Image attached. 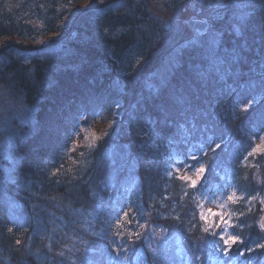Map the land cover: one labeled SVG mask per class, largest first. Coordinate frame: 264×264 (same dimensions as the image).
I'll list each match as a JSON object with an SVG mask.
<instances>
[{"label": "trees", "instance_id": "obj_1", "mask_svg": "<svg viewBox=\"0 0 264 264\" xmlns=\"http://www.w3.org/2000/svg\"><path fill=\"white\" fill-rule=\"evenodd\" d=\"M73 1L78 0H0V85L23 97L39 124L37 132L18 140V165L7 164L8 174L0 171V180L12 176L3 192L10 193L20 209L34 212L33 219L16 217L0 194V264H59L63 248L58 239L68 247L73 244L70 233L83 236L84 243L77 253L70 252L67 264H175L174 255L184 247L190 258L209 264L207 252L192 247L194 238L204 233L193 227L195 212L188 206L178 207L184 240L164 244L173 256L161 257L157 251L152 255L151 236L146 235L144 245L140 242L148 230L165 235L171 223L167 213L174 205L159 162L153 168L149 161L159 157L162 145L181 136L184 152H197L201 144L194 139L207 136L220 147L201 157L209 174L199 191L231 183L264 195V185L253 179L256 167L241 163L251 150L252 136L264 128V1L252 2L240 36L224 33L218 53L185 49L166 80L151 74L138 79L140 72L155 68L153 53L160 38L159 23L145 0H96L94 6L77 10ZM48 34L52 43L25 50L13 44L16 37L29 40ZM230 90L237 93L231 95ZM257 93L262 97L258 105L240 109L249 94ZM55 116L57 123L64 122L63 129L46 130ZM80 116L82 124L91 116L108 119L107 135L91 151L85 174L78 161L68 164L66 158V136L77 128ZM227 154L234 157L230 164L222 160ZM258 162L264 173V159ZM115 167L117 171H107ZM127 168L138 176L118 183L119 173ZM185 200L192 201L189 195ZM45 204L50 206L47 211L41 207ZM240 222L244 228L238 232L239 251L234 246L227 262L264 264V248L257 247L264 244L262 232L246 216ZM45 228L55 236L44 233ZM109 248L122 251V256L112 262Z\"/></svg>", "mask_w": 264, "mask_h": 264}, {"label": "rangeland", "instance_id": "obj_2", "mask_svg": "<svg viewBox=\"0 0 264 264\" xmlns=\"http://www.w3.org/2000/svg\"><path fill=\"white\" fill-rule=\"evenodd\" d=\"M171 1L172 0H145L148 12H150L151 16L154 17L159 23L160 35L158 37L160 38L158 39L154 47V50L156 51H154L153 54L157 57L156 65L154 66L155 68L153 70H148L149 72H140L138 75V79H146L144 75L147 74V76H149L151 74L152 78H156V80L157 78L166 80L167 77L173 74L175 66L180 64L182 53L185 49L188 48L197 50L198 52H201L204 55H206L207 53H218L220 50L217 51L215 49H212L206 43V41L209 39L207 33H205L204 36L198 38L200 43H197L195 45H189L187 43V41H189L196 35V31H193L189 28L187 20L192 18L193 16H196L199 19H206L210 24L209 27H211L214 31L222 33L220 37L221 41L222 37H224L225 35V32L229 33L230 35L233 34L234 36H240L242 32V26L248 20V17L251 13V9L253 8L252 2H254L255 0H238L239 4L247 5V7L230 6L225 9H210L208 7L209 0H177L179 1V4L176 1V5L174 4L169 7V5L173 4L171 3ZM95 2L96 0L73 1L72 9L77 10L81 8H90L94 6ZM191 5L194 6L193 9H190ZM199 7L202 9L201 12H198L197 10ZM236 29H239V31H237ZM51 35L52 34L39 36L33 35L34 37L32 36L29 40H20L18 37H16L17 40H14L13 44L19 49L25 50L35 45H39L38 43H52L53 41L50 39ZM141 84L144 83L141 81ZM147 88L151 87L147 86ZM246 91L255 93V90ZM229 93L233 95L237 93V91L232 92L230 90ZM261 98L262 97L260 93L252 95L249 94L248 100L240 104V109L244 111L252 109L254 106L258 105ZM250 101L251 103H249ZM56 116L50 118L47 121L45 127L46 130L55 132V129H63L64 122L62 121L61 123H57L58 117ZM74 116L75 114L69 116V127H71L72 125L71 122L74 120ZM60 117L61 116H59V118ZM81 121H85V119L83 120L82 116L78 118L77 128H73L72 131H70V133L66 136L67 138H69V146L67 148L68 154L66 155V158L68 159V164L74 165L77 164L78 161V165L81 164L82 167L81 172L85 174L87 171V167L90 163L89 158L92 155L91 151H93L98 146V143L101 141V136L107 135L106 123L108 119L106 117L101 116H91V118H89L86 123L82 124L83 122ZM37 126H39V124L34 114V111H31L29 106L26 105L23 100V97H16L14 94H11L10 91L4 85H0L1 172L8 174L9 169L11 170V167L7 166V164L9 163H13L15 166L16 164L18 165V157H16L15 152L16 144L19 139L25 138L37 132ZM262 127L256 130L258 135L252 136L253 144L251 150L247 152V154L241 160V163L244 166H255L256 169L253 170V179L258 181L259 184L262 183L264 185V173L261 171L260 164L258 162L259 160L264 159V128ZM67 129L69 128L64 129V132H66ZM168 132L170 131L168 130ZM205 137L206 138H195L193 141L194 144L195 142L199 145L207 143L206 139H208L209 137ZM176 141L178 142H174L173 140H171L170 142L165 143V145H162L159 157L156 158L157 161L155 159H150L149 161V165L153 168L158 167L160 164L159 173H161L162 175L164 174L170 185V191L174 193L173 197L171 198L172 204L174 205H172V208L167 213V218L171 221V223H169V230H167L165 235H160L159 233L153 234L151 230H148V232L145 233V236H143L144 240L142 239L140 242L144 245L146 235L151 236V249L153 250L152 255L157 251L158 254L162 253L161 257L170 258L171 256H173L172 253L169 252L167 247H164V244L170 243L176 238L184 240L181 239V237H183L181 236L182 228L179 227L180 224L178 223L182 219L181 214L183 212L179 213L178 207L181 206L180 208L183 209H185L184 207H189L193 212H195L193 216V227L198 226L200 231L204 233V237L202 235L200 237L194 238V242L192 243L193 246L191 245L193 249L195 251H201L203 253L207 252L208 257H211L212 259L209 264H230V261L227 262L229 254L225 255V250L227 249L229 253V251H231L234 246L236 247V244L240 241L238 232L242 231L244 228L243 226H239V223H241V217L246 216L248 223L253 224L262 232V238L264 239V230L261 228V219L264 216V195H252L246 191H243V189L239 188L238 185H232L231 183H227L226 185L220 188H210L207 190L204 189L202 191H199V189H201L202 187V181L204 177L209 174V169L204 163L206 172L204 173L203 177L198 180L197 185L193 187L191 185V180H197L198 178L194 170H189L187 167V164H191L193 163V161L187 159L186 153L184 152L187 151V149H183L181 146L183 143V137L181 136L180 139H177ZM211 141L212 142L210 147H208V144L205 145L207 154L210 149L211 151H215L217 148L216 145L220 144L218 142H213V140ZM85 144L86 146H83ZM173 144H177V147ZM71 151L75 155L74 158L71 156ZM189 151L196 153L193 150ZM106 152L110 153V151ZM197 155H201V157H203V155L200 153H197ZM212 155L213 154H211V156ZM233 158L230 154H227L223 156L222 160L225 163L230 164L231 162H233ZM186 159L187 163L182 168L181 163L184 162ZM157 162H159L158 166ZM257 167H259L260 170H257ZM111 169L112 171H117L116 167L108 168L107 171H111ZM131 169L132 168L123 169L119 173L120 180L118 183L122 181L126 183L128 179H133L138 176L137 174L133 175ZM7 174V179L0 180V194L3 196V201L10 208H14L15 213H13L17 215L16 217L23 219H27L29 217L28 219H33V210H25L23 208L20 209L19 204L11 198V194L8 192H3V190L7 187L4 182L9 181L12 177L8 176ZM180 177H185V179L182 180L180 179ZM175 186L176 188H174ZM187 187H190L191 194L190 191L185 190ZM185 195H189L192 201L187 202L185 200ZM166 197L170 198L171 196L167 195ZM41 207L43 211H47V209L50 208L49 204H45L44 207ZM209 209H211L212 213H217L218 215H211L208 211ZM202 216L204 217L203 219ZM221 218H223V220ZM89 221L92 220L89 219ZM87 224H90V222H88ZM83 228L88 229L85 227ZM205 228H208V232H205ZM222 229L224 239H220L219 235H217L216 237H212L210 235L213 232L220 233ZM46 230L47 229L45 228L44 233H47ZM47 234H49V236H55V233L53 231H48ZM122 235L124 234L120 233V236ZM67 236L69 237V242H72L73 244L70 246L68 245L67 247L66 241L63 238L58 239L59 244L62 246H60V248H63V251H61L63 255H60L58 257L59 264H67L66 260L70 252L75 253L76 251L77 253L78 249L84 243L82 239L83 236H76V233H74L73 235L70 233ZM162 236H164V239L168 240V242H164ZM230 236L237 237L236 244L231 243V240L229 239ZM207 239L212 240V242L209 244L210 241L208 242ZM213 240L219 241L218 245L214 244ZM224 240H229V243L227 245L224 244ZM210 245L212 246L208 250L207 248ZM137 249L138 248H136L135 250ZM236 250L237 247L235 251ZM187 251L189 252L190 250L185 249L184 247L183 252L174 255L175 264H202L194 258H190V253H188ZM87 252H91V250L86 251V253L84 254L85 257L89 256ZM107 252L109 255H111L112 262H115V259L117 260L120 255L122 256V251H117L114 248H109ZM146 254L147 256H152L148 252H146ZM198 256V259L200 260V257L202 256ZM158 257H160V255H158ZM161 257L160 259H163ZM72 258L76 259V257ZM150 260H153V256L150 257ZM89 264L93 263L89 262ZM259 264L262 263L259 262Z\"/></svg>", "mask_w": 264, "mask_h": 264}, {"label": "snow or ice", "instance_id": "obj_3", "mask_svg": "<svg viewBox=\"0 0 264 264\" xmlns=\"http://www.w3.org/2000/svg\"><path fill=\"white\" fill-rule=\"evenodd\" d=\"M230 6H236V7H247V5H241L239 4L238 0H209V4L208 7L210 9H225L228 8ZM201 24L207 25L208 21L207 20H203L200 22ZM237 31H239V29H236ZM205 33L208 34L209 39L206 41V43L210 46V48L215 49V50H219L221 47V35L222 33L214 31L211 27H206L203 29V31H201L200 29L196 30V35L195 37H193L192 39H190L189 41H187V43L189 45H195L197 43H200L199 41V37H202L205 35ZM251 103V101L249 102ZM246 110V109H245ZM211 138H209L208 140V147L211 146ZM217 148L220 147L219 144L216 145ZM197 153L202 154L203 156L207 155V151H206V147L205 144H201L199 146V148L197 149L196 153L193 152H189L186 154L187 159H190L191 161H193V163L191 164H187V167L189 170H194L196 176H197V180H191V185L193 187H195L198 183V180H200V178L203 177L204 173L206 172V168L204 166V162L202 161L201 155H197ZM187 159L181 163V167L183 168L184 165L187 163ZM180 179H185V177H180ZM190 179V178H189ZM209 213L213 216L218 215L217 213H212L211 209L208 210ZM125 215L127 216V213H125ZM204 217L202 216V219ZM223 220V218H221ZM205 232H208V228H205ZM212 237H216L217 235H219L220 239H224L223 237V229L221 230L220 233H216L213 232L210 234ZM229 239L231 240L232 244H236L237 243V237L236 236H230ZM17 243H19V241H17ZM214 244L219 243V241L213 240ZM229 240H224V244H228ZM242 243V242H241ZM258 248H264V244H257ZM253 249L249 248L248 251H252ZM237 251H239V249L237 248ZM240 255H243V252L240 251L239 252ZM60 255L62 256L63 253H60ZM225 255H228V251L227 249L225 250ZM248 264H251V261L248 262Z\"/></svg>", "mask_w": 264, "mask_h": 264}, {"label": "water", "instance_id": "obj_4", "mask_svg": "<svg viewBox=\"0 0 264 264\" xmlns=\"http://www.w3.org/2000/svg\"><path fill=\"white\" fill-rule=\"evenodd\" d=\"M193 8H194V6L191 5L190 9H193ZM197 10H198V12L202 11V9L200 7ZM203 20H206V19H199L197 17H192V18L187 20V23H188L189 28L191 30L196 31L197 29H200L201 31H203L204 28L210 26L209 22L207 25L201 24L200 22ZM261 228L264 230V216L261 219Z\"/></svg>", "mask_w": 264, "mask_h": 264}, {"label": "flooded vegetation", "instance_id": "obj_5", "mask_svg": "<svg viewBox=\"0 0 264 264\" xmlns=\"http://www.w3.org/2000/svg\"><path fill=\"white\" fill-rule=\"evenodd\" d=\"M193 17H196V16H193Z\"/></svg>", "mask_w": 264, "mask_h": 264}]
</instances>
